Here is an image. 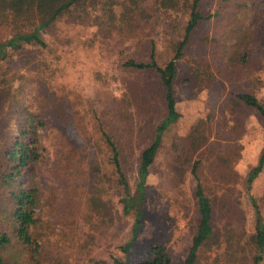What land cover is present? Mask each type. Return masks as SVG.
Wrapping results in <instances>:
<instances>
[{
  "label": "rangeland",
  "instance_id": "rangeland-1",
  "mask_svg": "<svg viewBox=\"0 0 264 264\" xmlns=\"http://www.w3.org/2000/svg\"><path fill=\"white\" fill-rule=\"evenodd\" d=\"M192 0H79L41 31L45 45L24 43L0 55V169L5 142L34 113L44 154L25 172L38 188L34 230L39 253L19 244L22 264H113L124 258L133 211L123 210L124 182L110 151L92 149L101 121L116 136L130 196L141 209L130 264L166 245L182 264L197 224V173L213 202L212 233L197 264H253L255 216L264 221V166L246 185V170L264 141V120L236 94L264 103V0H199L202 18L178 62L174 95L180 117L165 132L138 200L137 160L166 108L158 73L123 58L148 60L151 43L165 62L183 35ZM36 20L0 13V41ZM117 173V174H116ZM264 264V246L261 250Z\"/></svg>",
  "mask_w": 264,
  "mask_h": 264
},
{
  "label": "trees",
  "instance_id": "trees-1",
  "mask_svg": "<svg viewBox=\"0 0 264 264\" xmlns=\"http://www.w3.org/2000/svg\"><path fill=\"white\" fill-rule=\"evenodd\" d=\"M79 0H0V13L9 11L16 16L37 22L26 31L18 32L7 40L0 41V55L6 56L9 49L18 50L24 43H37L45 45L41 31L55 21L63 12L68 10ZM164 7L173 6L177 0H158ZM199 0H192L189 17L185 23L183 35L174 42L171 56L165 62H159L155 56V45L151 43L148 60H137L131 57L123 58V65L134 69L143 70L152 68L160 78L163 87V99L166 112L164 117L155 126L152 139L145 144L139 152L137 160V189L138 200L143 197L147 171L154 162L155 157L161 152L165 143V132L169 126L180 117L174 95V81L178 70V62L183 50L190 39L193 29L202 18L197 9ZM238 99L247 106L254 108L260 118L264 120V103L252 92H238ZM44 122L38 120L34 113L26 115L15 134L11 135L5 142L4 151L1 156L2 167L0 169V264H22L11 251L14 244H19L30 252L39 253L40 241L34 230L37 223L36 211L39 207L38 188L28 183L24 177L40 156L47 149L42 144L39 126ZM92 149L110 151L108 161L114 164L118 178L124 182V196L122 200L123 210L129 212L134 209L133 225L128 240L120 245L124 258L114 256L113 264H130L128 252L135 242L140 228L141 209L138 203L130 196L129 181L123 169V160L119 142L114 133L107 128L103 122L98 123V132L92 137ZM264 166V141L259 150L255 162L250 163L246 170V187L250 185ZM197 161L191 167L195 179V206L198 213L197 224L190 240L187 254L182 264H197L198 250L204 241L212 233L213 202L204 190L199 174L197 173ZM116 173V174H117ZM255 241L259 250L253 255V264H259L262 259L261 250L264 246V221L259 211L255 216ZM30 264H38L35 259ZM57 264H65L58 259ZM135 264H171V256L165 244H154L147 256Z\"/></svg>",
  "mask_w": 264,
  "mask_h": 264
}]
</instances>
